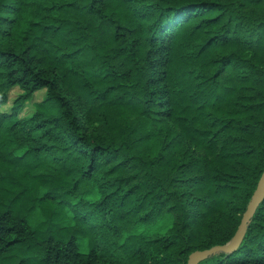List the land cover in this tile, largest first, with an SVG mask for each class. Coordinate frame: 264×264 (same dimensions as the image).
Wrapping results in <instances>:
<instances>
[{
  "label": "trees",
  "instance_id": "trees-1",
  "mask_svg": "<svg viewBox=\"0 0 264 264\" xmlns=\"http://www.w3.org/2000/svg\"><path fill=\"white\" fill-rule=\"evenodd\" d=\"M263 173L264 0H0V264H189Z\"/></svg>",
  "mask_w": 264,
  "mask_h": 264
},
{
  "label": "water",
  "instance_id": "water-1",
  "mask_svg": "<svg viewBox=\"0 0 264 264\" xmlns=\"http://www.w3.org/2000/svg\"><path fill=\"white\" fill-rule=\"evenodd\" d=\"M262 200H264V173L259 181L258 187L252 197L251 202L248 205L247 211L243 216L242 223L237 230L234 238L225 245L214 246L204 251H196L192 253L189 258V264H198L200 261L205 260L208 257L220 252L230 253L234 251L242 242L247 231L248 223L250 222L252 216L254 215L258 205Z\"/></svg>",
  "mask_w": 264,
  "mask_h": 264
},
{
  "label": "rangeland",
  "instance_id": "rangeland-1",
  "mask_svg": "<svg viewBox=\"0 0 264 264\" xmlns=\"http://www.w3.org/2000/svg\"><path fill=\"white\" fill-rule=\"evenodd\" d=\"M19 94H21V90L19 88H14L11 92V98H10L9 103L7 105H5L4 107H2V111L10 110V108L12 107L13 101L15 100V98ZM44 96H45V91L44 90L39 91L35 94L34 101H40L43 99ZM32 111H33V104L29 103L26 106L22 115L25 113H31ZM42 220H43V217L39 211L34 212L30 218V221H31V224L33 227H36ZM81 247H82L83 251L86 250V242L85 241H81Z\"/></svg>",
  "mask_w": 264,
  "mask_h": 264
}]
</instances>
